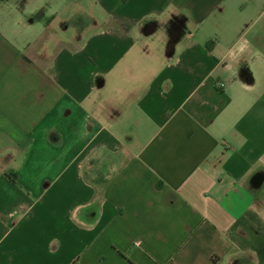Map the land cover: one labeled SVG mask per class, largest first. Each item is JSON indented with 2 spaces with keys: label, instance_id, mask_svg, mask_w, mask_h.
Masks as SVG:
<instances>
[{
  "label": "crops",
  "instance_id": "0c3cea01",
  "mask_svg": "<svg viewBox=\"0 0 264 264\" xmlns=\"http://www.w3.org/2000/svg\"><path fill=\"white\" fill-rule=\"evenodd\" d=\"M264 264V0H0V264Z\"/></svg>",
  "mask_w": 264,
  "mask_h": 264
},
{
  "label": "rangeland",
  "instance_id": "374dc122",
  "mask_svg": "<svg viewBox=\"0 0 264 264\" xmlns=\"http://www.w3.org/2000/svg\"><path fill=\"white\" fill-rule=\"evenodd\" d=\"M241 259V258H240ZM231 264H245L244 261L236 259V261L232 262Z\"/></svg>",
  "mask_w": 264,
  "mask_h": 264
}]
</instances>
